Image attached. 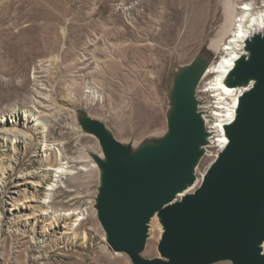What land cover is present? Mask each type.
Wrapping results in <instances>:
<instances>
[{"label":"rangeland","instance_id":"374dc122","mask_svg":"<svg viewBox=\"0 0 264 264\" xmlns=\"http://www.w3.org/2000/svg\"><path fill=\"white\" fill-rule=\"evenodd\" d=\"M219 1L0 0V117L15 108L23 111L38 106L49 125L48 143L62 147L76 171L56 191L57 211L92 207L101 185V172L83 170L90 153L98 155L102 148L96 137L83 130L80 112L105 123L123 143L140 142L156 132L166 134L175 73L218 31L222 23ZM111 54L120 61L94 69L97 60L106 61ZM58 56L55 76L46 73L47 67L40 68L41 60ZM83 56L87 58L81 61ZM35 67L51 97L39 98L41 104L32 102ZM87 85L98 89L104 99H89ZM31 133V148L21 147L16 163L18 172L40 178L35 206L45 199V189L54 178L44 176L48 167L40 156L44 139ZM216 149L220 150L215 148L213 156L202 162L201 171L218 154ZM31 209L27 212L31 222L38 219L41 231L43 212L37 205ZM64 225L60 221L48 233L47 256L37 262L36 243L21 233H9L8 225L0 224V264H132L127 254L103 249L104 230L98 216L89 215L75 237L65 236ZM158 243L149 239L143 257H159Z\"/></svg>","mask_w":264,"mask_h":264},{"label":"water","instance_id":"95a60500","mask_svg":"<svg viewBox=\"0 0 264 264\" xmlns=\"http://www.w3.org/2000/svg\"><path fill=\"white\" fill-rule=\"evenodd\" d=\"M251 54L230 73V85L255 80L226 126L229 144L202 186L175 202L195 178L206 144V126L195 99L198 75L174 76L167 134L133 153L100 120L80 112L85 133L100 142L99 221L114 252L132 264H264V38L249 42ZM200 75V74H199ZM158 214L165 233L159 257L144 258L149 223Z\"/></svg>","mask_w":264,"mask_h":264},{"label":"bare ground","instance_id":"6f19581e","mask_svg":"<svg viewBox=\"0 0 264 264\" xmlns=\"http://www.w3.org/2000/svg\"><path fill=\"white\" fill-rule=\"evenodd\" d=\"M219 3L218 11H220L222 16V23L218 31L210 38L208 37L203 49L201 48L202 50L190 63L181 66L179 69V74L190 68L198 75L195 99L198 102V112L206 126V144L203 146L202 156L195 166L194 181L178 193L175 202H181L186 196L194 194L202 186L210 167L229 144L226 126L236 120L241 97L256 82L252 79L239 85L229 84L230 73L236 68L238 62L242 58H248L251 54L249 42H252L256 36L264 38V0L261 3H258L257 0H220ZM197 11L199 12V5ZM195 31L199 34V22H197ZM86 58V56H83L80 60L84 61ZM59 59L60 57L58 56L48 61L41 60L39 66L43 69L47 67L46 73L50 76H55ZM119 61L120 58H115L111 54L106 61L97 60L94 69H103L105 62ZM34 71L36 89L33 91L32 102L41 104L42 102L39 98L43 96L49 98L50 95L45 93L47 85L40 79L42 77L40 75L41 71H38L37 67L34 68ZM85 90V93L89 94L86 95L89 96V99H104L103 94L96 88L87 85ZM172 110L173 107L171 106L169 113ZM38 112V106L35 105L34 109L23 111L15 108L12 113L0 117V224L6 223L9 233H21L23 237L29 238L30 243H36L39 254L37 262L46 258L48 252L45 250L48 247V233L56 229L60 221L65 223V236L71 238L78 234L77 229L89 215L99 216L97 210L99 196L93 201L94 203L92 202L93 205L90 208L87 207L71 212H59L56 210V191L61 187H65L64 180L75 174L76 171L69 165L63 148L48 143L49 125ZM33 131L44 139L41 141L42 155H40L42 161L48 166L44 170V176L51 175L54 178L53 182L49 183L45 189V199L36 204L42 210V222H45L41 231L38 230L39 220L36 219L37 217L35 222H31V216H29L31 214L27 213L32 210L31 208L36 207L32 202L36 199L37 185H40V178L35 174L18 172L16 163L17 153L20 149L26 148L27 151L31 148V139L33 138L31 132ZM89 134L91 135L92 133ZM166 134L165 132H156L140 142L134 140L131 143H127L125 141L126 143L124 142V144L130 145L133 153H136L144 148L145 144L161 141ZM91 136L96 137L93 134ZM217 147L220 148V150L216 149L219 150L218 154L213 157L207 168L201 171L202 162L213 156V150ZM1 148H4V151H1ZM90 154L88 165L83 167V170L102 172L93 157L94 154ZM98 157L104 158L103 151L102 153L99 152ZM29 179H33V182L29 183ZM71 219L75 220L70 222ZM164 233L165 229L161 218L156 214L149 223L148 240H153V243L158 241V244H160ZM102 238L104 241L103 249L112 250L105 230ZM57 241L58 238L54 240V242ZM262 249L264 253V243ZM114 254L121 255L118 252H114Z\"/></svg>","mask_w":264,"mask_h":264}]
</instances>
